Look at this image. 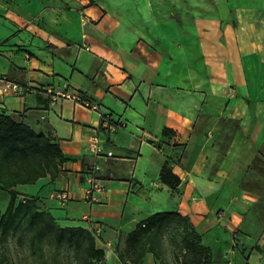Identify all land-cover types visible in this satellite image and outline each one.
I'll return each mask as SVG.
<instances>
[{
  "label": "crops",
  "instance_id": "crops-1",
  "mask_svg": "<svg viewBox=\"0 0 264 264\" xmlns=\"http://www.w3.org/2000/svg\"><path fill=\"white\" fill-rule=\"evenodd\" d=\"M169 2L180 21L153 13L142 25L152 30L134 33L114 0H0V75L23 89L0 87V115L52 136L67 158L55 180L16 190L61 226L102 225L100 264H136L120 257L124 237L153 214L176 211L214 264H264V212L248 188L264 160V0ZM154 5L144 0V11ZM58 92L98 109L53 103ZM96 137L102 157L89 149ZM166 161L177 189L161 180ZM93 164L105 191L88 204ZM56 191L72 201L51 200ZM138 264L163 263L148 252Z\"/></svg>",
  "mask_w": 264,
  "mask_h": 264
},
{
  "label": "trees",
  "instance_id": "trees-1",
  "mask_svg": "<svg viewBox=\"0 0 264 264\" xmlns=\"http://www.w3.org/2000/svg\"><path fill=\"white\" fill-rule=\"evenodd\" d=\"M164 133L167 134V130ZM65 162L67 158L52 136L37 133L12 116L0 115V189L10 197L5 212L0 214L1 240L6 241L11 235L30 234L31 247L35 250L37 243L50 237L59 247L68 245L73 249L78 263L100 264L105 253L97 248V237L90 228L61 226L38 199L20 198L16 190L19 185L35 184L47 176L55 180ZM160 176L172 189L181 184L169 161L163 165ZM180 226L182 230L177 229L172 237V242L176 243V236H180V264H214L212 249L203 243L201 234L189 219L177 211L155 213L139 223L124 237L121 259L129 258L138 264L150 252L161 260L165 235Z\"/></svg>",
  "mask_w": 264,
  "mask_h": 264
},
{
  "label": "rangeland",
  "instance_id": "rangeland-1",
  "mask_svg": "<svg viewBox=\"0 0 264 264\" xmlns=\"http://www.w3.org/2000/svg\"><path fill=\"white\" fill-rule=\"evenodd\" d=\"M149 3L155 4L157 7L155 11H144V0H114L115 9L123 15V22L129 28H132L134 33L136 31H145L152 27H142L143 21L146 17L153 13L158 14L163 21L176 20L180 21V12L171 8L169 0H148ZM217 0H192L194 5L199 6L201 3H215ZM222 1V0H219ZM225 3L227 0H224ZM243 4L249 5L256 0H239ZM258 1V0H257ZM152 7V8H153ZM200 12V11H199ZM182 13V12H181ZM255 179L251 181L248 186L250 190L255 191L260 196V202L257 209L264 212V160H261L254 167ZM9 194L0 189V214L4 213L8 202ZM177 229L182 230V227L171 229L165 235L164 252L161 256V262L166 264H180L181 249L180 236L177 235V242H172V237L175 236ZM0 264H80L74 259V251L68 245L59 247L54 238L46 237L42 242L37 243L35 250L31 247L30 234H16L11 235L6 241L1 240L0 237Z\"/></svg>",
  "mask_w": 264,
  "mask_h": 264
},
{
  "label": "built area",
  "instance_id": "built-area-1",
  "mask_svg": "<svg viewBox=\"0 0 264 264\" xmlns=\"http://www.w3.org/2000/svg\"><path fill=\"white\" fill-rule=\"evenodd\" d=\"M0 87L4 90L7 94H20L23 92L22 87H20L18 84L4 78L0 75ZM60 99H72L80 104H82L84 107L91 109V110H97L98 107L96 104H93L89 101H86L81 95L74 94L71 92H58L56 96L53 97V103H56ZM102 126L105 128H110L112 130L116 129V126H114L109 118L102 116ZM90 151L96 156V157H102L103 156V145L101 144V141L98 137L94 138L89 146ZM109 157L112 156V153L110 152L108 154ZM100 170V166L98 164H93L88 169V176L86 177V181L88 183V188L85 193V200L88 204H94L98 203L101 199V195L104 193L105 188L101 183L100 178L97 176L98 171ZM50 199L58 202L62 206H67L72 201V194L70 191H56L53 192L50 195ZM85 221L89 222V217L86 216L84 218ZM90 229L94 233L96 237H99L101 233L103 232V226L102 225H92ZM236 237V234H235Z\"/></svg>",
  "mask_w": 264,
  "mask_h": 264
}]
</instances>
